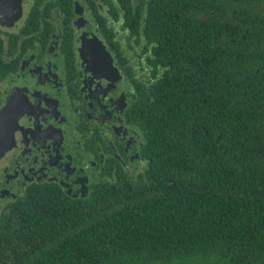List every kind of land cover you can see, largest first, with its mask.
<instances>
[{"label": "flooded vegetation", "instance_id": "1", "mask_svg": "<svg viewBox=\"0 0 264 264\" xmlns=\"http://www.w3.org/2000/svg\"><path fill=\"white\" fill-rule=\"evenodd\" d=\"M194 4L0 0V255L111 189L152 183L155 108L184 51L171 29Z\"/></svg>", "mask_w": 264, "mask_h": 264}, {"label": "trees", "instance_id": "2", "mask_svg": "<svg viewBox=\"0 0 264 264\" xmlns=\"http://www.w3.org/2000/svg\"><path fill=\"white\" fill-rule=\"evenodd\" d=\"M187 2L152 183L49 220L0 264H264V0Z\"/></svg>", "mask_w": 264, "mask_h": 264}]
</instances>
